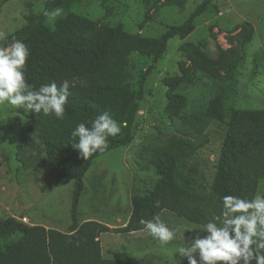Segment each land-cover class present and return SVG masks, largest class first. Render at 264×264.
Returning <instances> with one entry per match:
<instances>
[{"label": "rangeland", "instance_id": "374dc122", "mask_svg": "<svg viewBox=\"0 0 264 264\" xmlns=\"http://www.w3.org/2000/svg\"><path fill=\"white\" fill-rule=\"evenodd\" d=\"M202 1L0 0V42L32 18L54 29L68 14L75 22H98L123 31L125 37L154 39L187 21ZM56 7L65 13L53 23L44 12ZM194 23L188 37L169 41L144 84L145 96L132 127L124 130L123 124L120 134L108 138L107 150L91 159L82 179H67L78 176L87 162L78 151L71 156L66 150L75 158L63 160L59 167L56 159L52 164L47 143L52 126L39 122L34 112L0 106V221L14 218L26 226L66 233L74 220L122 227L134 211L135 199L156 190L161 172L175 179L182 174L180 178L196 190L211 192L230 123L225 109L264 110V0H212ZM230 50L236 54L233 63ZM211 59L216 67L228 61L217 77L205 70ZM151 64L152 57L131 51L119 75L137 91ZM263 193L264 178L256 194ZM158 216L169 227L200 225L170 210ZM192 235L185 233L188 239ZM99 240L107 260L187 264L175 254L187 239L163 245L145 228L131 234L105 232ZM6 247V240L0 239V254Z\"/></svg>", "mask_w": 264, "mask_h": 264}, {"label": "trees", "instance_id": "16d2710c", "mask_svg": "<svg viewBox=\"0 0 264 264\" xmlns=\"http://www.w3.org/2000/svg\"><path fill=\"white\" fill-rule=\"evenodd\" d=\"M211 2L203 0L187 21L169 27L154 39L125 37L123 31L98 22H75L74 15L68 14L55 22L54 29L32 18L25 28L0 42L4 47L14 40L26 43L31 53L26 79L36 89L52 81L58 85L65 80L69 82L64 118L42 113L38 118L45 126H52V140L47 138V143L52 164L55 159L58 161L55 167L63 160L75 158L69 157L66 150L71 156L76 155L71 134L78 123L84 122L90 127V121L108 111L121 126L125 124L124 130L132 127L138 103L145 96L144 84L166 52L169 41L174 37H188L195 30V19L209 9ZM134 50L152 57L137 91L130 90L119 75L128 54ZM234 52L229 51L231 63L235 62ZM215 62L211 59L205 64V70L217 77L228 61L222 60L219 67L214 66ZM225 113L230 123L211 192L196 190L180 178L182 174L175 179L160 171L162 180L156 190L135 199L134 211L123 227L112 228L95 220L79 224L74 220L66 233L42 225L26 226L7 218L0 221V239L7 242L5 252L0 254V264H133L104 259L100 235L143 230L146 227L140 223L141 219L151 220L164 210L203 225L221 212L225 195L254 196L259 180L264 178V110L239 111L228 107ZM99 154L86 160L78 176H67V179H82L91 159Z\"/></svg>", "mask_w": 264, "mask_h": 264}, {"label": "clouds", "instance_id": "9594fccd", "mask_svg": "<svg viewBox=\"0 0 264 264\" xmlns=\"http://www.w3.org/2000/svg\"><path fill=\"white\" fill-rule=\"evenodd\" d=\"M65 13L63 7L45 11L50 22ZM30 49L21 40L0 46V106L10 105L24 113L39 116L54 115L63 119L68 103L69 82L52 81L36 89L26 79ZM21 116L23 120V115ZM88 124L81 122L72 131L74 150L87 160L108 148V138L121 133V124L108 111L99 114ZM78 138V140L76 139ZM159 202H157V206ZM149 234L161 244L187 239L188 243L175 248V254L186 258L187 264H264V194L251 198L225 195L221 212L202 226L185 223L169 227L157 215L151 220L141 219ZM186 232H193L190 239Z\"/></svg>", "mask_w": 264, "mask_h": 264}, {"label": "crops", "instance_id": "0c3cea01", "mask_svg": "<svg viewBox=\"0 0 264 264\" xmlns=\"http://www.w3.org/2000/svg\"><path fill=\"white\" fill-rule=\"evenodd\" d=\"M129 219H130V217H129ZM129 219L127 220V223H128V221H129ZM127 223H126L124 226H126ZM122 227H123V226H122ZM138 231H141V230H138ZM138 231H132V233H135V232H138ZM124 233H126V232H124ZM127 234H131V232H127Z\"/></svg>", "mask_w": 264, "mask_h": 264}, {"label": "built area", "instance_id": "2783aa9c", "mask_svg": "<svg viewBox=\"0 0 264 264\" xmlns=\"http://www.w3.org/2000/svg\"><path fill=\"white\" fill-rule=\"evenodd\" d=\"M24 221H26V219Z\"/></svg>", "mask_w": 264, "mask_h": 264}]
</instances>
